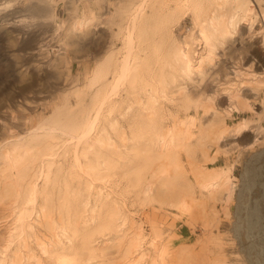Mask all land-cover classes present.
Here are the masks:
<instances>
[{"label": "bare ground", "instance_id": "1", "mask_svg": "<svg viewBox=\"0 0 264 264\" xmlns=\"http://www.w3.org/2000/svg\"><path fill=\"white\" fill-rule=\"evenodd\" d=\"M1 11L4 33L34 40L17 54L20 80L67 74L68 87L41 111L17 98L0 109V264H228L233 166L207 162L229 137L264 140V59L233 47H264V0H0Z\"/></svg>", "mask_w": 264, "mask_h": 264}, {"label": "rangeland", "instance_id": "2", "mask_svg": "<svg viewBox=\"0 0 264 264\" xmlns=\"http://www.w3.org/2000/svg\"><path fill=\"white\" fill-rule=\"evenodd\" d=\"M10 10L13 11V8ZM57 10L59 17H67V11L61 5L57 7ZM9 11L0 12V109L10 108L9 106L17 98L25 101L26 108L34 113L36 110L41 111L42 106L39 105L42 98L49 100L52 97V92H61L67 89V74L62 75V80L59 79V81L54 76L38 78L31 75L30 78L22 71L24 79L20 80L17 74L24 68L20 66L17 68V54L24 51L30 53L36 49L34 40L29 39L28 35H24L23 40L17 42L16 38L4 33L3 20L10 16H8ZM190 21L188 16L184 24H190ZM44 27L46 34L52 33L50 25L45 24ZM234 44L239 47L237 55L245 56L247 53L246 55H255V58H259L261 55L264 59V47L255 38L252 40L250 37H246L242 41L237 37L233 47ZM256 44L261 46L259 51ZM231 54L234 55L232 52ZM24 61L26 62V60ZM30 62L31 60L26 64ZM245 63L250 64V61H245ZM78 69V66L75 65L71 73L76 74ZM262 69L261 67L258 70ZM260 96H264V90L260 92ZM257 100H259V104H255L254 110H261L260 97ZM251 115L252 111L234 112L233 116L228 119L229 124L233 125L242 118ZM262 125L264 126V118ZM239 138L229 137L225 144L226 148H230L229 151L220 150L213 161L207 162L210 168L232 165V173L235 177L234 197L228 204V213L231 219L223 218L219 230L221 235L219 240L224 245L225 253L229 259L228 264H240L243 260L246 261V264H264V140L253 148H242L244 142L241 143ZM131 208L134 211L139 209L138 206H131ZM216 208L220 209V214H223L219 202ZM165 212L169 215L168 222L173 223L174 218H177V211L174 208H167ZM177 222L176 229H183L182 234L189 235V228L182 225L183 221L178 220Z\"/></svg>", "mask_w": 264, "mask_h": 264}]
</instances>
